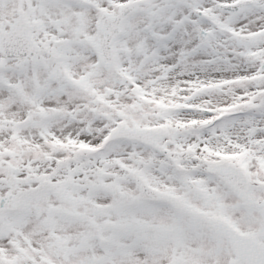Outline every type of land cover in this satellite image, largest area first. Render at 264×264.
Returning <instances> with one entry per match:
<instances>
[{
  "label": "snow or ice",
  "instance_id": "snow-or-ice-1",
  "mask_svg": "<svg viewBox=\"0 0 264 264\" xmlns=\"http://www.w3.org/2000/svg\"><path fill=\"white\" fill-rule=\"evenodd\" d=\"M0 264H264V0H0Z\"/></svg>",
  "mask_w": 264,
  "mask_h": 264
}]
</instances>
